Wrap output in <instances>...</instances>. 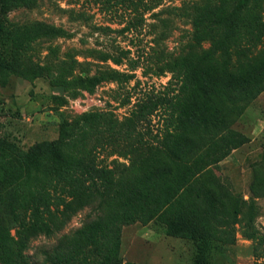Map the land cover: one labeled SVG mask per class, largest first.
I'll return each instance as SVG.
<instances>
[{
	"label": "trees",
	"instance_id": "obj_1",
	"mask_svg": "<svg viewBox=\"0 0 264 264\" xmlns=\"http://www.w3.org/2000/svg\"><path fill=\"white\" fill-rule=\"evenodd\" d=\"M38 1L0 0V78H45L62 90L67 81L88 90L115 84L119 105L63 123L57 140L28 150L0 136V264H33L31 242L55 236L87 207L95 217L45 251L42 264H123V229L136 223H160L168 236L192 242L193 264H218L239 233L260 235L264 164L253 165L248 201L211 169L251 141L234 126L264 92L263 0H196L163 10L189 20L191 52L157 61L135 58L127 48L96 50L93 76H75L82 65L76 60L34 65L35 44L69 34L41 23L10 27L1 14ZM96 5L107 14L119 7L131 11L119 30L125 34L138 31L160 4ZM139 69L145 78H171L161 88L143 87ZM130 105L123 119L114 112Z\"/></svg>",
	"mask_w": 264,
	"mask_h": 264
},
{
	"label": "rangeland",
	"instance_id": "obj_2",
	"mask_svg": "<svg viewBox=\"0 0 264 264\" xmlns=\"http://www.w3.org/2000/svg\"><path fill=\"white\" fill-rule=\"evenodd\" d=\"M156 1L159 7L145 15L143 26L138 31L125 34L119 30L129 22L132 12L119 7L112 13H103L96 0H39L33 7L12 9L1 14V18L10 27L41 23L65 30L68 36L35 44V51L30 54L32 62L36 66H45L76 60L82 65L76 67L75 76H93L97 68L93 64L92 51L115 52L119 48H127L132 50L135 58H155L157 61L171 60L192 51L193 29L189 20L179 16V11L172 14L163 10L182 7L196 0ZM259 11L264 18V0ZM157 12H160L158 17L154 15ZM80 15H84L86 20ZM106 27L110 29H102ZM208 47L209 44H205V48ZM111 66L128 70L126 65ZM137 74L144 83L143 87L155 85L161 88L171 78V74L145 78L142 77V69ZM67 82V90H62L45 78L27 80L15 74L4 80L0 78V136L28 150L35 144L57 140L63 123L73 122L91 111L106 110L109 105L110 109L119 105L115 101V84H103L88 90ZM131 106L114 109V112L123 119ZM158 120L155 118L154 123ZM234 128L251 141L214 165L211 172L248 201L253 165L264 164V92L249 105ZM257 203L262 208V215L256 220L260 235L247 239L239 233L236 245L217 256L218 264L264 263V199H258ZM96 214L93 207H87L55 236L34 239L27 251L30 261L42 264L45 251L54 249L62 239L72 235ZM194 256L192 242L168 236L160 223H136L123 229V264H193Z\"/></svg>",
	"mask_w": 264,
	"mask_h": 264
}]
</instances>
